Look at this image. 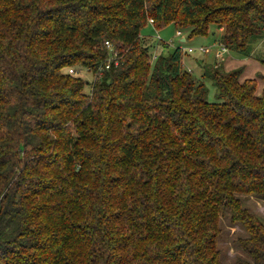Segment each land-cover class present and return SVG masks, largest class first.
Here are the masks:
<instances>
[{"label":"trees","instance_id":"obj_1","mask_svg":"<svg viewBox=\"0 0 264 264\" xmlns=\"http://www.w3.org/2000/svg\"><path fill=\"white\" fill-rule=\"evenodd\" d=\"M148 23L264 68V0H0V264H225L224 221L264 264V73L195 77Z\"/></svg>","mask_w":264,"mask_h":264},{"label":"rangeland","instance_id":"obj_2","mask_svg":"<svg viewBox=\"0 0 264 264\" xmlns=\"http://www.w3.org/2000/svg\"><path fill=\"white\" fill-rule=\"evenodd\" d=\"M176 29L173 24H168L164 28L157 30L154 29L152 25L149 23L142 28L141 30V36L145 37L146 40L149 43H155L157 42V39H161L164 43L167 44L168 48L166 50L172 49L174 46H176L179 42V36L176 34ZM219 31H216L215 35H209L207 37L197 36L193 37L192 40L189 41V45H184L185 48L187 47H198V46H204L208 47L209 51L205 53L204 55L207 56L209 61L210 59L214 58V54L216 52L220 51V46H218V42L215 38L219 36ZM197 39H203L199 43H197ZM159 47L157 49H154L155 52L161 53V51L164 49L161 43H159ZM260 53L264 52V44L259 49ZM197 52L191 53L189 55H196ZM185 57V55H184ZM213 60V59H212ZM210 60V61H212ZM213 62V61H212ZM185 65V63H184ZM190 67V68H189ZM188 70H192V73L195 77L200 76L201 69L197 65L193 66H186ZM80 76L86 79L88 82H91L93 77L91 74L85 72L84 70H80ZM258 83V82H257ZM206 87H207V99L209 101H215L216 100V89L212 85L211 81L206 80L205 81ZM259 84V83H258ZM88 88V87H87ZM241 202L243 206L249 209L252 213H254L260 220L264 222V198L255 197V196H241L240 197ZM225 224V232L222 235V238L220 239L219 246L222 250V260L225 264H233L234 259L236 256L240 255L242 256V253L239 249L236 248L234 244V239L236 238L237 232H240V228L237 226L229 225L228 222L224 221Z\"/></svg>","mask_w":264,"mask_h":264},{"label":"crops","instance_id":"obj_3","mask_svg":"<svg viewBox=\"0 0 264 264\" xmlns=\"http://www.w3.org/2000/svg\"><path fill=\"white\" fill-rule=\"evenodd\" d=\"M179 38H180L179 39L180 42H183V43L186 42V39H185L183 34ZM216 39H217V37L215 38V43H216ZM202 40L203 39H197L196 42L199 43ZM192 41H194V39ZM263 44H264V39L261 40L256 45L254 52H256V53L259 52V49L263 46ZM184 45H189V41H187ZM217 53L218 52H216V54H214V58H212L213 60L212 59H210V60H212L214 62L215 58H219V59L221 58L222 64H223V67L225 70H230V69H233V68H236L239 66H243V72L241 75V80H243L245 78H256L257 75L264 73V68H263L262 64L254 58H239L237 56L229 54V52H225L222 55L218 56ZM204 54H200V53H196V55L186 54L185 57L183 58V66L186 67V66L197 65V67H198L200 60L203 62H208V63L212 62L210 60L207 61L208 58ZM184 63H185V65H184ZM257 82L259 84L257 85L256 93L258 94L261 92V90L264 86V82L259 78L257 79Z\"/></svg>","mask_w":264,"mask_h":264},{"label":"built area","instance_id":"obj_4","mask_svg":"<svg viewBox=\"0 0 264 264\" xmlns=\"http://www.w3.org/2000/svg\"><path fill=\"white\" fill-rule=\"evenodd\" d=\"M176 34L177 35H180L181 32L180 31H176ZM105 46L109 49V53H108V58L106 60V63H105V69H107L112 60H115V55H116V51H113V47L112 45L108 42V41H105ZM187 52H194V51H198V52H201V53H206L208 51V48L207 47H204V46H198V47H187ZM224 52H227V48L223 45H220V51H218L217 55L220 56L222 55ZM116 63V60L114 61ZM68 72L69 73H76V70H74L73 68H69L68 69Z\"/></svg>","mask_w":264,"mask_h":264}]
</instances>
